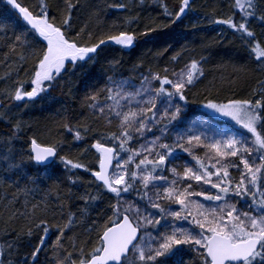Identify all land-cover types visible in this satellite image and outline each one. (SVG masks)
<instances>
[{
    "label": "snow or ice",
    "instance_id": "snow-or-ice-1",
    "mask_svg": "<svg viewBox=\"0 0 264 264\" xmlns=\"http://www.w3.org/2000/svg\"><path fill=\"white\" fill-rule=\"evenodd\" d=\"M3 3L24 26L10 29L16 21L8 10L0 13V121L10 129L0 136V166L26 181L22 188L15 181L23 199L15 198L4 221L0 264H264V80L245 95L206 89L195 97L205 77L203 55L185 58L163 47L160 62L141 60L132 75L121 71L122 61L107 59L112 46L131 51L140 37L148 43L178 26L194 0H178L175 8L160 0L161 22L141 25L129 15L111 26H100L99 8L81 22V0ZM206 19L245 53L233 76L249 65L264 72V31L258 36L252 28L264 27V0H227V11ZM102 59L103 78H91L90 66ZM83 73L84 120L62 117L41 132L12 119L13 103H39ZM195 103L208 119L189 120ZM66 144L81 151L72 156ZM75 201L82 203L74 210ZM90 210L96 219L85 235L78 225Z\"/></svg>",
    "mask_w": 264,
    "mask_h": 264
},
{
    "label": "trees",
    "instance_id": "trees-1",
    "mask_svg": "<svg viewBox=\"0 0 264 264\" xmlns=\"http://www.w3.org/2000/svg\"><path fill=\"white\" fill-rule=\"evenodd\" d=\"M21 2L29 3V0H21ZM163 2H166L170 8H175L178 0H163ZM109 3H123L127 7L123 10L108 8L107 5ZM158 3H160V0H144L142 5L139 3V0H81V22L89 21L90 14L94 8L102 10L100 26H104L105 23L108 26H111L112 23H119L129 15L138 16L141 25L149 23L150 20L161 22L165 18L160 15ZM193 8L194 10L183 19L182 23L178 26L171 25L159 34L158 39L145 43V40L148 38L140 37L138 46L131 51H118L115 50V46H112L107 50V59L115 58L122 61L121 71L125 75H132V66L141 60L145 65H154L160 62L162 58L158 56V53L163 47H169L170 52L173 50L183 51L185 58L194 55L199 59L203 55L207 61L204 65L205 77L193 89L195 97H198L206 89H211L213 92L219 90L222 95L231 91L239 95L247 94L257 85L259 80H264V72L249 65L246 71L237 74L238 79L236 76H233V65L244 64L246 62L245 53L239 41L234 37L218 34V29L222 26L211 25L206 19L214 12L220 13L222 8L224 11H227V0H194ZM5 10H8L7 18L16 21L14 25L9 23V28L15 27L16 31L19 32L24 26L23 22L11 12L9 6L3 3V0H0V13H4ZM92 23L95 24V21L93 20ZM252 28L258 36L264 31V27L258 22H254ZM9 34H11V31ZM152 36H157V34L153 33ZM3 71L4 69L0 67V75L3 74ZM106 71L107 61L102 59L94 66H90V77L102 79ZM86 76H89V73L77 74L67 78L71 91H69V85L61 84L47 98L41 100L39 103L30 104L27 108H16L15 103H13V111L10 114L12 119L20 120L26 126L30 124L33 130L41 132L49 128L55 129L56 122L62 117H68L73 122L84 120L87 117V113L85 112L84 116L80 115L84 110L80 106L79 98L84 94V80ZM229 77L235 81L233 84L228 83ZM91 78L90 82H95ZM0 87H3L2 82H0ZM195 113H203L199 103L188 106L187 116L189 117ZM9 131V127L3 121H0V136L9 133ZM21 143H23V140L16 141L17 147ZM0 150H3V146H0ZM65 150L72 156L78 155L81 151L75 145L69 149L68 144L65 145ZM91 159V156H89V161ZM84 175L87 176V174ZM17 180H19L20 187L22 188L26 177L17 176L15 172H7L0 166V244L6 238L4 234V221L8 218L13 205L16 203L15 198L20 197L21 200L23 199L15 183ZM51 184V181L47 182L48 186H51ZM38 186L43 189L45 188V183L38 181ZM37 195H43V192L41 191ZM29 199H32V197L29 196ZM80 203L82 202H73L72 208L75 210L76 206ZM90 211V217L84 219L78 225L79 232L85 235L87 234L86 229L91 226L90 220L96 219L95 210ZM23 223V220L18 221L15 227L19 229ZM53 238L50 234L49 239ZM27 250L28 248L25 243L22 245L21 251L26 252ZM13 258L17 259L18 257ZM41 260H43V256Z\"/></svg>",
    "mask_w": 264,
    "mask_h": 264
},
{
    "label": "rangeland",
    "instance_id": "rangeland-1",
    "mask_svg": "<svg viewBox=\"0 0 264 264\" xmlns=\"http://www.w3.org/2000/svg\"><path fill=\"white\" fill-rule=\"evenodd\" d=\"M202 111H203V113H206L207 112V110H205L203 108H202ZM201 114L202 113L191 114L188 118H189V120H191V119H196V120H205V119H208V116L207 115H201ZM223 119L224 118H222V117H217L216 118L217 121H223ZM209 123H215V122L214 121H209ZM216 126L219 127L220 125L217 123ZM174 207H176V206H174Z\"/></svg>",
    "mask_w": 264,
    "mask_h": 264
}]
</instances>
